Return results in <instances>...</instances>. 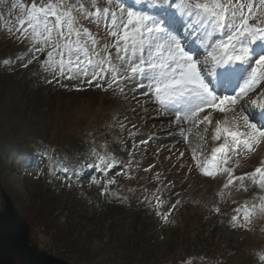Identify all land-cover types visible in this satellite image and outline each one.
Here are the masks:
<instances>
[{
  "label": "snow or ice",
  "instance_id": "obj_1",
  "mask_svg": "<svg viewBox=\"0 0 264 264\" xmlns=\"http://www.w3.org/2000/svg\"><path fill=\"white\" fill-rule=\"evenodd\" d=\"M87 3L89 6L85 0H32L26 6L23 0H17L12 7L19 8L23 18L15 31L9 32L20 42L28 41L29 47L5 64L19 63L26 68L38 60L40 70L52 76L46 83L55 81L63 87L65 80L78 81L73 85L78 91L96 87L119 91L136 103L143 100L154 105V118L167 120L168 131L179 130L185 142L193 127L204 125V132L209 131L213 113H231V120L226 116L215 123L211 139L218 145L212 148L210 157L201 159L195 149L191 150L189 173L213 178L226 175L225 189L238 183L237 190L246 191L243 182L248 179L264 190V161L241 176L234 175L238 162L228 167L234 156L253 153L264 145V88L256 91L264 82V0ZM82 21L103 29L107 36L94 34ZM197 42L201 50L193 49L192 44ZM29 54L31 59L24 63ZM39 54H45L43 60ZM253 109L259 110L258 116ZM144 114L153 115L148 111ZM120 127L126 130L124 124ZM137 134L129 132L132 137ZM147 143L134 140L133 147ZM90 152L97 162L85 166L105 177L101 195L116 196L108 190L116 180L107 176L116 167L115 157L101 154L95 145ZM184 158L181 152L178 160ZM61 161L53 159L60 170L73 171L69 163ZM91 182L101 183L96 178ZM155 200L158 208L163 206L161 197ZM213 210L219 212V208ZM260 210L264 212V204ZM234 211L233 227H246L251 222L253 211L247 204ZM170 212L162 214V219L167 220ZM157 214L161 215L159 211Z\"/></svg>",
  "mask_w": 264,
  "mask_h": 264
},
{
  "label": "rangeland",
  "instance_id": "obj_2",
  "mask_svg": "<svg viewBox=\"0 0 264 264\" xmlns=\"http://www.w3.org/2000/svg\"><path fill=\"white\" fill-rule=\"evenodd\" d=\"M2 1H3V6L5 8H10L11 10H13L10 16L8 15L7 26H9L12 31H15L19 19L22 18L21 11L19 8L13 9L12 5L15 3L14 0H2ZM5 32L9 33V29L8 30L6 29ZM103 35H107V33L105 32ZM101 37H106V36H101ZM17 41L18 43H22L19 40ZM25 44H27V47H29L28 42ZM29 59H31V55ZM19 66H21L19 63L15 64V68L19 69L18 68ZM41 72L43 76L40 78V80H43L45 82L46 80L52 79V76L49 75L48 73L43 71ZM30 74L34 75V72H30ZM22 75L23 74H17V76H15V79H21ZM3 76L9 77L5 75ZM0 82L5 92V96H2L1 98L3 102L7 98L10 100L9 97L12 96V93L15 92L19 93L17 89L15 91H12L16 85H19L15 80H11L10 78H2ZM76 84H78V81L66 80L64 83L65 85L64 87L66 89L75 90L73 88V85ZM34 85L35 83H33V86ZM50 85L56 86L57 83L53 81V83H51ZM100 91L103 90L96 87H84L80 93L85 94L86 96H88L89 99L92 98L95 99L96 97H98V93ZM111 91L113 92L111 93L112 96H117V102L115 103V106L110 112V124L119 129L121 133L120 141L122 147L124 148V152L128 153L129 155L131 153L132 155L136 156L141 163V168L146 169L148 173L150 172V178L153 179L155 185L163 187L164 191L168 195H172V192L174 190H177V195L175 197V199H177V202H180L182 204L184 203L199 204L200 206H202V209L204 210L206 216L210 217L213 220H216V222L218 223V226L216 224L217 238L225 237L230 241V243L225 241L221 245L222 247L221 255L223 252L225 253H227L228 251L231 252L229 256L227 254L224 255L226 260L228 258L230 260L231 258L233 261L235 260L234 261L235 264H264V255H263L264 246H262L261 248L259 245L252 243L253 241L256 243H258L257 241H260V243L262 242L261 239H257L256 234L255 235L250 234V236L252 237L251 238L247 232V227L246 228L239 227L238 229L233 227L232 219L228 218L227 216L228 214L224 215L222 222H218V220L216 219L218 218V215L217 213H215L213 209H215L217 205L220 206V204L213 195L217 191L221 190L224 183L227 182L226 175L218 174L215 178H213V177H204L202 175H199L198 172L189 173V166L191 162V150L195 149L196 152L200 154L201 159L202 157H205L206 151L208 150V148L205 150V145L210 146V143L212 144L214 142L218 143L211 139L212 130L215 128L216 121L217 120L223 121L226 118V116L228 119H230L232 114L231 113L222 114L218 112L213 113V122L211 125H208L209 131L207 133L204 132V125H201L199 127H193L191 132L188 134V142H185L179 130L173 132L168 131L169 124L166 123L168 122L167 120H162V119L159 120L154 118L155 117L154 114L155 112H153L154 105L146 104L143 100H141L140 103H136L135 101H130L129 99H127L126 96L120 93L119 91H113V90ZM70 92L76 93L74 91H70ZM103 92H107V91H103ZM57 95L59 94L57 93ZM64 96L66 95L64 94ZM108 99L111 100V97L108 96ZM41 101L45 102L44 97L41 99ZM57 103L58 101H56V104ZM12 109L14 111H20L22 110V107L19 105V103H15V106H13ZM133 109H135V111H133ZM145 111L152 112L153 115L146 116L144 114ZM121 124H124L126 126V130L121 129L120 127ZM132 125H135V128H132ZM48 127L49 125L40 123L38 126L35 125L34 130L32 131H35V133L39 135H45L42 131H44ZM137 130L141 131L142 134L141 135L137 134L135 137L129 135V132H136ZM27 134L29 133H23V132L18 133L17 137L12 141V143L13 144L17 143L18 140H22V138H24L25 135ZM171 134L173 135L180 134V137L179 136L176 137V135L173 137L171 136ZM201 136H204V140L200 139ZM175 138H177V140H174ZM142 139L147 140L148 143L138 144V147L134 148L133 147L134 140L138 142L139 140ZM172 140L174 141L173 144H172L173 142ZM169 148L172 150H169ZM212 148L213 147H211V150ZM181 152L185 154L186 158L178 160L179 154ZM263 156H264V145L259 146L257 150L253 153H248L246 155H241V156H235L236 159L234 158L231 161V165L234 164L238 160V158H244L250 160L256 157L262 158ZM16 160L17 159H14L13 156L9 157V161L12 162L15 167H17L16 170H13V172H10L8 169H6L7 167L2 162H0V176L5 178V182L8 184V186H10L13 189V194L16 197L13 198L17 202L20 201L21 196L19 195L23 196L25 192L27 193V199H22L19 203L25 205V208L27 210H30V208L26 206L28 205V202L29 204L35 207V210L31 211L30 213L31 217H29L30 220H32L33 222L31 235L33 239L36 241V243L40 246V248L47 250L48 239L44 237L46 236L45 233L46 231L44 229L47 230V228H49L47 231H50V228L56 225L55 217L56 214L61 211L60 209L61 207L58 205L60 203L55 204V199L52 198V196H44V195L42 196L44 192L42 188H40L39 190L38 185L39 186L41 185L38 184V182L28 181L29 184H31L32 186L30 185V189H28L29 187L27 186L26 189L23 186L25 182L23 179L26 178L27 180H30L35 177H40V176L44 177L43 179L50 182L52 185L57 187V189H63L64 195L69 194V196L71 197L72 194H70L69 192H72L74 194L72 195L73 197L79 195L83 196L84 198L83 204H87L88 202H90L89 197H93L91 194L92 189L89 187H84V189H81V186L79 185L80 180L78 179H76L71 189L67 188V183L70 182V178L67 176L66 177L61 176L55 179L51 175V172L48 174L47 160L42 161L40 164H38L36 167L32 168L29 171H25L24 169L18 170V161ZM191 166L194 167V164H191ZM115 168L116 170L114 171L110 170L107 173L108 178H112L116 176L117 170L123 171L126 174L128 173V171H130L129 167H126V169H124L120 164H117ZM83 174L85 175L84 182H88L90 179L93 178L99 180L105 178L102 173H98L92 168H89ZM123 175L126 177L125 174ZM5 182H3L2 185L7 189V191H9L8 186L6 185ZM243 184L247 189L246 191L243 189L237 190L239 184L234 183L233 186H231L229 189H226L227 192L226 195L228 200L230 198H234L236 193L240 194L241 197L244 198V200L256 195L257 196L256 202H258V205L252 209L253 214L250 217L251 220L256 213L262 212L260 210V206L264 204V201H261V197L264 196V190L260 189L258 185L253 184L252 181L248 179H245ZM97 189H96V195H99V198L98 199L94 198V199L96 201L101 200L104 205L107 204L108 196L101 195V191L103 188L98 187ZM150 191H152V188H150L149 190L147 188L144 189L145 194L144 195L140 194L138 196V199L140 200V204L145 205V207L149 206V208H152V200L147 195ZM39 194H41V196H39ZM121 198L123 197L121 196ZM121 198L118 197L119 200ZM170 203L171 201L167 204V206ZM90 207L94 208L95 210H98L97 209L98 203L95 205L94 204L90 205ZM1 208H2V200L0 198V209ZM164 212H166V210H164ZM152 221L154 222L153 230L156 232V235L154 234L155 238L151 245L152 246L151 250H153L154 255L157 254V256H159V253L164 255L166 250L165 247L163 246L164 245L163 240L162 238H160L161 230L163 231L164 226H162L160 222H156L154 217ZM44 222L45 224H43ZM240 222H243V220L240 219ZM99 223L105 225V222L101 218L99 219ZM173 223L174 222H172V224ZM153 230L152 232L154 233ZM142 241L145 243L144 240ZM230 248H233V250H230ZM195 253H196V249L194 247L190 248L189 252L178 250L177 248L173 251V253L170 256H174L177 258V256H182V255L187 256L188 254L195 255ZM251 255L252 256L255 255L257 257V260L255 262H253ZM196 262H197L196 264L226 263V261H222L219 257L213 258L211 260H207L205 262L202 261H196Z\"/></svg>",
  "mask_w": 264,
  "mask_h": 264
},
{
  "label": "trees",
  "instance_id": "obj_3",
  "mask_svg": "<svg viewBox=\"0 0 264 264\" xmlns=\"http://www.w3.org/2000/svg\"><path fill=\"white\" fill-rule=\"evenodd\" d=\"M0 86V148H2L0 153H11L12 150L6 144L11 143L21 132L29 133L25 135L28 137L35 125L44 122L52 127L50 130L54 128L55 130L66 131L68 138L65 139V136L61 134L59 137L61 141L71 142L74 136L81 140L87 132V124L90 115H92L91 108L94 106L89 105L90 100L86 95L72 94L68 96L67 100L59 96L57 100L63 101L60 105L56 104L52 98H45V102H42L35 96H30V99H27V95L21 98L14 97V99L9 97L10 100L7 98L3 102L1 98L5 96V92L1 82ZM38 96L44 97L41 94ZM15 103H19L22 110L14 111L12 107L15 106ZM95 125L89 129L91 132H96L92 141H86L88 145L97 143L107 130L104 129L103 124L99 128ZM75 132H77L76 135ZM25 137L18 140L17 143H22ZM79 148L84 150L86 146L80 144ZM19 150L17 149L15 152ZM48 195L49 193L44 194V196ZM19 196L27 199L25 193L23 196ZM26 206L30 208L28 216L31 217L30 213L35 210V207L29 202ZM79 207V205L69 207L65 213V220L61 222L62 224L51 227L53 230L50 235L53 238L54 250H57L60 255L68 260L84 264H156L159 258L151 250L149 238L144 236V233L147 234V230H149L148 227L143 225L144 229L139 227V230H136L135 227L138 223L133 222L131 231L127 232L118 221L120 219L116 218L115 212L107 214L104 219L105 225H102L96 220H88L82 211L77 210ZM185 215H187L185 217L186 224L184 229L182 228L181 235L183 241L187 242L190 236L185 233V230L188 229L189 232V225L193 217L188 215V212ZM196 216L200 218L198 214ZM178 236L172 235V241L175 244L170 242V251L177 246ZM204 251L206 253L207 250Z\"/></svg>",
  "mask_w": 264,
  "mask_h": 264
},
{
  "label": "water",
  "instance_id": "obj_4",
  "mask_svg": "<svg viewBox=\"0 0 264 264\" xmlns=\"http://www.w3.org/2000/svg\"><path fill=\"white\" fill-rule=\"evenodd\" d=\"M2 193L5 207L0 212V264H68L39 252L34 243L30 245L28 224Z\"/></svg>",
  "mask_w": 264,
  "mask_h": 264
},
{
  "label": "bare ground",
  "instance_id": "obj_5",
  "mask_svg": "<svg viewBox=\"0 0 264 264\" xmlns=\"http://www.w3.org/2000/svg\"><path fill=\"white\" fill-rule=\"evenodd\" d=\"M146 106V105H145ZM148 107V106H147ZM154 112V111H153ZM155 114V113H154ZM160 120V119H159ZM158 121V120H157ZM161 123V122H160ZM165 123V122H164ZM166 123H168V122H166ZM164 126H166V125H164ZM156 128V127H155ZM160 129V128H159ZM171 136H173V134H171ZM174 137V136H173ZM177 143H179V142H177Z\"/></svg>",
  "mask_w": 264,
  "mask_h": 264
}]
</instances>
